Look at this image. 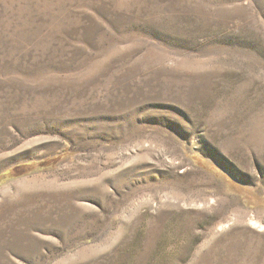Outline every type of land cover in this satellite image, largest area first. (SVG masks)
<instances>
[{
	"label": "rangeland",
	"instance_id": "rangeland-1",
	"mask_svg": "<svg viewBox=\"0 0 264 264\" xmlns=\"http://www.w3.org/2000/svg\"><path fill=\"white\" fill-rule=\"evenodd\" d=\"M0 264H264V0H0Z\"/></svg>",
	"mask_w": 264,
	"mask_h": 264
},
{
	"label": "bare ground",
	"instance_id": "bare-ground-1",
	"mask_svg": "<svg viewBox=\"0 0 264 264\" xmlns=\"http://www.w3.org/2000/svg\"><path fill=\"white\" fill-rule=\"evenodd\" d=\"M255 224V223H254Z\"/></svg>",
	"mask_w": 264,
	"mask_h": 264
}]
</instances>
